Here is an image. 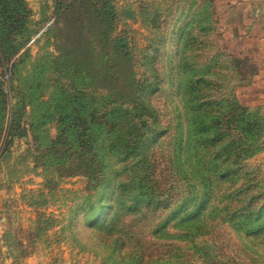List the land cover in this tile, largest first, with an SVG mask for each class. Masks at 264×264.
<instances>
[{
	"label": "trees",
	"instance_id": "16d2710c",
	"mask_svg": "<svg viewBox=\"0 0 264 264\" xmlns=\"http://www.w3.org/2000/svg\"><path fill=\"white\" fill-rule=\"evenodd\" d=\"M112 1L73 0L65 6L62 14L83 4L88 10L76 42L79 56L69 63L67 57L40 56L25 75L19 69L21 60H15L8 69L10 87L20 97L11 108L7 82L0 74V155L15 138L31 133L39 153L30 162L34 170L42 168L47 191L53 192L65 177L82 175L94 183L95 201L88 194L73 219L83 215L90 226L103 218L98 230L106 236L124 230L120 219L126 213L138 218L163 210L151 232L141 234L142 241L130 244L122 234L111 247L99 238L97 244L91 243L111 248L113 257L130 246L131 264H177L178 252L192 249L198 251V261L203 252L205 263H211L207 235L220 224L264 264V200L255 207L262 194H250L258 182L246 174L244 186L234 188L241 180L242 160L254 153L252 148L264 132V114L243 106L233 89L211 96L220 82V53L208 55L203 46L205 36L214 30L209 8L213 1L195 0V12L173 32L161 29L169 12L156 8L142 13L153 37L138 58L129 36L115 32L119 12ZM129 12L135 17L134 11ZM29 14L25 0H0L2 67L28 41ZM171 43L176 54L169 59L167 73L156 60ZM141 64L142 75L133 68ZM127 65L125 74L122 68ZM100 83L104 88L96 87ZM166 92L170 102L160 109L154 97ZM52 123L58 129L55 139L49 132ZM231 126L244 132V138L237 139ZM158 150L166 161L164 181L154 176ZM31 151L25 150L18 163L26 165ZM237 201L242 203L239 208L234 207ZM74 236L78 238L77 233ZM146 236L169 251L153 257L143 242ZM16 251L14 238V259L22 256Z\"/></svg>",
	"mask_w": 264,
	"mask_h": 264
},
{
	"label": "rangeland",
	"instance_id": "374dc122",
	"mask_svg": "<svg viewBox=\"0 0 264 264\" xmlns=\"http://www.w3.org/2000/svg\"><path fill=\"white\" fill-rule=\"evenodd\" d=\"M25 1L30 13L26 27L31 31V35L20 53L6 62V67L0 65L1 77L7 82L5 91L8 94L7 106L10 108L20 97L16 88L12 92L10 87L11 70L8 69H11L12 63L21 60L19 69H22L25 75L32 70L33 63L40 56L52 55L57 59L67 57L65 63L73 62L79 56L80 49H76V42L80 40L81 27L87 20L84 17L88 12L85 4L73 8L70 12L66 10L62 14L65 6L71 4L73 0ZM212 1L213 7L209 6V8L214 14V30L205 36L203 49L208 55L219 51L220 82L211 96L214 99L217 94L220 97L233 89L243 106L258 109L264 114V79L258 76L259 70H264V46L260 45L263 43L259 39L264 32L247 28V25L253 22L251 16H245L247 24H243L245 23L243 16L241 18L233 14L232 7L229 6L231 3H227V0ZM112 2L119 12L115 20V32L129 36L132 47L136 49L137 58L141 49L148 46V38L153 37L150 33L152 27L143 21L142 13L145 15L156 8L169 12L168 23L163 24L164 27L161 29L173 32L175 29L178 31L184 18L194 13L198 7V5L193 6L195 0H113ZM129 10L134 11L135 17L130 15ZM160 18L164 20L166 16L162 15ZM239 23H242L241 29ZM250 45L255 47V52L250 51L249 55L248 52L242 51L241 46L245 48ZM70 49L72 50L68 52ZM175 51L176 47H173L172 43L166 47V52L160 50V56L156 60L157 66L166 68L169 59L176 54ZM256 51L261 54L254 55ZM26 53L27 55H24ZM134 62L140 64L136 60ZM133 68L134 71L138 70L140 75L144 73L143 64L139 68L138 66ZM122 70L125 74L129 73L128 65ZM165 71L168 73L167 68ZM100 84L96 87L104 88L103 84ZM123 87V90H126V87ZM169 102L167 92L166 95L154 97V104L160 109L168 106ZM229 131H232L237 139L244 138L245 133L234 129L233 126ZM49 132L51 139H55L58 135L55 123L49 126ZM29 148L32 151L28 163L19 164V156ZM252 151L254 153L242 160L241 180L236 182L234 188H242L245 183L243 178L246 174H251L255 179L254 183L258 182V184L252 186L250 194L254 196L262 194L254 202L255 207H258L264 200V132L261 137L258 136L257 144ZM38 153V148L33 145L31 133H27L24 137L15 138L8 151L0 155V264H131L132 256L128 249L130 246L117 250L118 254L113 257L111 248L105 245L94 247L91 243L97 244L99 238L98 240H103L108 247H111L115 239L122 234L130 244L135 240L142 241L141 234L151 232L158 218L163 215V210L150 211L145 217L137 216L138 218L126 213L120 219L124 230L115 229L106 236L105 231L98 230L103 218L93 221L90 226L87 225L88 219H84L83 215L73 219L75 211L83 204L88 194H92L91 201H95L94 183L89 182L82 175L65 177L53 192L47 191V187L43 185L45 180L42 168L34 170V163L30 162ZM153 158L157 164L154 176L164 181L166 161L163 152L158 150ZM241 206L242 203L239 201L234 204L237 208ZM74 233L78 234L79 239ZM209 233L207 236L212 244L209 252L213 257L211 263H205L203 252L198 261V251L187 249L178 252L177 264H263L261 256L253 249L252 252L250 250L248 252L242 248L234 232L224 225L218 224ZM14 238H16V254L22 253L17 259H14L11 253ZM18 242L22 243L18 245ZM143 242L147 243L150 255L153 257L169 251V247H158L147 236ZM257 258H260L259 262H256Z\"/></svg>",
	"mask_w": 264,
	"mask_h": 264
},
{
	"label": "crops",
	"instance_id": "0c3cea01",
	"mask_svg": "<svg viewBox=\"0 0 264 264\" xmlns=\"http://www.w3.org/2000/svg\"><path fill=\"white\" fill-rule=\"evenodd\" d=\"M227 3H231V5H229L230 7H232L233 10V14L238 15V16H243V21L245 23L243 24H247V15L251 16V18L253 19V22H251L250 24H248L247 28L251 29L253 28L254 30H259V31H263L264 32V0H227ZM242 21V22H243ZM240 26L241 29V25L242 23L238 24ZM241 31V30H240ZM254 37V36H253ZM242 38V36L240 37ZM259 39L262 41L264 46V33L263 35L259 36ZM243 48V52L245 51L246 53L248 52V54L250 55V51L255 52V47L253 45L250 46H246L245 48L243 46H241ZM257 48V46H256ZM261 53L256 51V54L254 53V55H260ZM259 78H263L264 79V70H259Z\"/></svg>",
	"mask_w": 264,
	"mask_h": 264
}]
</instances>
